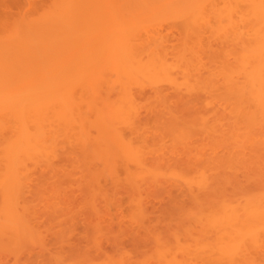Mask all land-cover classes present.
I'll use <instances>...</instances> for the list:
<instances>
[{
  "label": "bare ground",
  "instance_id": "obj_1",
  "mask_svg": "<svg viewBox=\"0 0 264 264\" xmlns=\"http://www.w3.org/2000/svg\"><path fill=\"white\" fill-rule=\"evenodd\" d=\"M4 1L0 253L43 242L40 203L54 218L68 215L72 182L81 187L93 215L100 212L98 197L108 202L111 194L104 181L128 188L127 197L132 192L142 196V186L161 182L208 206L201 207L197 219L207 238L203 233L205 239L180 242L174 249L163 245L159 264H258L264 253V0ZM9 4L28 9L19 8L20 14ZM142 102L154 115L149 127L140 118ZM240 170L255 176H249L254 178L250 185L261 183L262 190L242 195V201L218 197L224 185L239 182ZM49 184L54 186L51 193ZM120 190L115 193L122 194ZM134 198L129 200L132 220L150 222L143 220V202ZM72 213L68 216L73 220L78 215ZM93 222L88 221L94 233L86 242L89 247L92 240L99 243L103 230ZM53 227L50 232L63 241L67 230L59 233ZM94 250L100 252L96 246ZM92 253L90 260L96 257ZM72 255L76 261V253L68 259Z\"/></svg>",
  "mask_w": 264,
  "mask_h": 264
},
{
  "label": "rangeland",
  "instance_id": "obj_2",
  "mask_svg": "<svg viewBox=\"0 0 264 264\" xmlns=\"http://www.w3.org/2000/svg\"><path fill=\"white\" fill-rule=\"evenodd\" d=\"M5 1H8V3L9 2H13L12 0H5ZM4 1V2H5ZM22 1H24V0H22ZM5 3H7V2H5ZM7 3V4H8ZM16 4L18 5V3L16 2ZM10 5L11 4H9V7H10ZM12 5H13V3H12ZM11 5V7H13ZM27 4H25V6H26ZM28 6V5H27ZM27 6L26 7H21V8H24V11H26L25 9H28L27 8ZM17 6H15V8H16ZM15 8L13 7L12 9H14V10H12L13 12L15 11H19L21 8L20 7H18V8H16V10H15ZM20 8V9H19ZM2 9V8H1ZM0 9V15L1 14H3L4 13V10H1ZM11 10V9H10ZM21 12V10L19 11V13ZM21 13H24L23 12V10H22V12ZM20 13V14H21ZM16 14H18V12L16 13ZM173 38V37H172ZM174 40H176V39H174ZM173 40V41H174ZM172 40L170 41V42H173ZM175 42V41H174ZM170 49V48H169ZM169 93L170 94H173V92L172 91H169ZM147 105V103H143L142 102V104L140 105V108H141V114H140V118H141V120H143L142 122H143V124H145L147 127H149L151 124H153L154 123V115L151 113V112H149L148 111V105ZM146 112V113H145ZM147 113H148V115H147ZM145 118H146V120H145ZM151 122V123H150ZM167 144H169V142L167 143ZM71 169V168H70ZM34 172L36 173V174H38L39 176H41L42 175V173H43V171L42 172H40V171H38V170H34ZM34 173V175L36 176V174ZM37 175V176H38ZM238 176H237V178H239L238 180H239V182H237V183H234L233 184V186L231 185V184H226V186L224 185L223 187L225 188H223L222 187V189L220 190L221 192H219L217 195H218V197H220V198H224V199H228L229 201L231 200H233V201H242L243 200V198L241 199V197H242V195L245 197L246 196V194H253V193H257L258 191H260V190H262V188H263V186L261 185V183H260V186L258 185H254L253 186V184L255 183H253L252 184V186L250 185L253 181H254V178L252 179H250V177L249 176H251V177H255V176H253V175H250V173L249 172H247V171H243V170H240V171H238V174H237ZM35 177V178H39V177ZM76 176H79V174L77 173L76 174ZM52 181V180H51ZM68 181V180H67ZM34 182H36V181H34ZM53 182V181H52ZM251 182V183H250ZM68 183V182H67ZM66 183V184H67ZM104 183H105V185H104V187H106L107 188V193L109 192V193H111L110 194V196H109V194H108V202H107V200L106 199H104L102 196H99L98 197V199H97V208H98V210L100 211L99 212V214H94L93 215V213L91 212V210H89V207H87V204H86V200L84 201L83 200V198H85V195H83L82 196V193H83V191H81L80 189H81V187L79 188L78 186H77V182L75 181V182H72V184H71V189L70 188H68L69 186H66L68 189H70L69 191H68V198H69V208L71 209V211L72 212H74V210H75V212L74 213H72L71 211H69L70 213H72V214H74V216L75 215H78V216H76L75 218H73V220H72V217L71 216H68V215H64V216H62V217H59V218H54V215H52L50 212H48V210L49 209H46L45 208V205H44V202L42 201L41 203H40V214L43 216V218H42V216L40 217V219H39V224H40V221H42V224H40V225H43V226H40L39 227V229H40V231H41V233H43V234H45V235H43L42 234V241L43 242H41L40 244H28V245H25L24 247L22 246V248H19V249H5V248H2L1 249V253H0V264H50V260L52 259V258H54L56 261H55V264H63V261L65 262L64 264H74V262H75V264H110L111 262L113 263V264H125V262H126V264H128L129 263V261H130V264H139V262H140V264H151V263H153V264H159L161 261H160V258H159V252H161L160 250H162L163 249V245H166V246H170L171 248L173 247V249L174 248H176L177 246L176 245H178L180 242L181 243H183V244H193V243H195V240L194 239H196V238H198L197 240H202V238L203 239H205V238H207V236H206V234L204 233V231L202 230V228H201V226L200 225H198L199 224V222L197 221V219H198V215L200 214V212H202L203 211V209L201 208V207H207L208 206V202H203V204L201 203V202H198V201H196L195 199H193L191 196H189L188 194H186V192L183 190V189H180V188H178V187H176V186H172V185H169V184H167V183H158V184H152V186L154 185V187L156 188H151L152 186H150V185H144V186H142V189L141 190H143V191H145V193L146 194H144V192H141V195L142 196H140V193H139V195L137 196V195H135L133 192L130 194L129 193V195L131 196V197H129L130 199H127L128 197L126 196V195H128V188H126L125 186H119V188H117V187H113L114 185L111 183V182H109V181H104ZM249 183V184H248ZM69 184V183H68ZM161 184V185H160ZM237 184H239V186H240V188H242V187H244V190L243 189H239V186L237 185ZM257 184H258V182H257ZM70 185V184H69ZM113 185V186H112ZM50 186H52V184L50 185H48V187L49 188H47V190L49 189V191H50V193L51 192H53L54 191V186L53 187H50ZM147 186V187H146ZM242 186V187H241ZM256 186V187H255ZM79 189H78V188ZM151 189H154V190H151ZM167 187V188H166ZM259 187V188H258ZM112 188V189H111ZM169 188V189H168ZM246 188V189H245ZM75 189H77V190H75ZM116 189V190H115ZM118 189H121L120 191H121V193H122V190H123V193H124V195H123V193L122 194H116L117 192V190ZM149 189V191H147ZM166 189V190H165ZM228 189V190H227ZM112 190V191H111ZM124 190H125V192L127 193H125L124 192ZM140 190V191H141ZM172 190V191H171ZM226 190V191H225ZM242 190V191H241ZM247 190V191H246ZM72 191H77V192H75V193H72ZM79 191H80V194H79ZM152 191H153V193H152ZM174 191V192H173ZM240 191V192H239ZM246 191V192H245ZM112 192H116L115 193V197H114V194L112 193ZM151 192V193H150ZM177 192H178V194H180V196H182V197H180L179 198V195L177 194ZM229 192V193H228ZM49 192H48V194L47 195H49L50 194ZM76 193H77V195H76ZM150 193V194H149ZM227 193V195H225ZM79 194V195H78ZM175 194H176V196H175ZM222 194H224V195H222ZM228 194L229 195H231V196H229V198H228ZM75 195V196H74ZM112 195V196H111ZM118 195V196H117ZM120 195H121V197H120ZM124 197H123V196ZM149 196V197H147V196ZM186 195H188L187 196V198L185 197ZM239 195V196H238ZM50 196H51V194H50ZM50 196H49V198H50ZM77 196V197H76ZM140 196V197H139ZM169 196H171V197H169ZM117 197H119L118 199H119V201L121 202V204L118 202V200H117ZM135 197V198H134ZM190 197H191V199H190ZM51 198H52V196H51ZM113 198H114V200H113ZM116 198V199H115ZM132 198V199H131ZM133 198L134 199H138V201L139 200H141L142 202H143V204H142V206H143V209H144V213H145V216H144V218H143V220L145 221V219L146 220H148L149 221V219L151 220L150 222H143V223H137V222H135V221H133L132 220V218H131V216H130V213L131 212H129V211H131L132 210V208H133ZM183 198V199H182ZM53 199V198H52ZM80 201H79V200ZM123 199V200H122ZM178 199H180V200H178ZM185 199V200H184ZM239 199V200H238ZM82 200H83V202L84 203H82ZM106 200V201H105ZM122 200V201H121ZM129 200H131V201H129ZM171 200H173V201H171ZM176 200H178V201H176ZM182 200V202H180ZM191 200V201H190ZM71 201V202H70ZM79 201V202H78ZM77 202V203H76ZM81 202V203H80ZM100 202V203H99ZM110 202H111V205H110ZM117 202V203H116ZM131 202V203H130ZM141 202V203H142ZM146 202H147V204H146ZM72 203V204H71ZM76 203V204H75ZM102 203V204H101ZM104 203V204H103ZM130 203V205H128ZM178 203H183L182 205H180V207H179V205H178ZM199 203V204H198ZM81 204V205H80ZM98 204H100V205H98ZM151 204H152V206H151ZM189 204H191L192 206H190ZM105 205V206H104ZM117 205H119V207H117ZM184 205V206H183ZM71 206V207H70ZM75 206H77V207H75ZM124 206V208L125 209H123L122 207ZM146 206H147V208H146ZM149 206V207H148ZM151 206V207H150ZM184 208H183V207ZM187 206H189V207H187ZM183 209H182V208ZM187 209H186V208ZM191 207H192V209H191ZM195 207V208H194ZM203 207V208H204ZM80 208V209H79ZM101 208H104V209H102V212H101ZM109 208V209H108ZM120 208V209H119ZM129 208H130V210H129ZM180 208V209H179ZM191 209V211L190 210H188V209ZM74 209V210H73ZM78 211H77V210ZM87 209L90 211H87ZM107 209V210H106ZM153 209V210H152ZM194 209H196V210H194ZM47 210V211H46ZM123 210V211H122ZM126 210V212H127V214H126V212L124 213V211ZM181 210V211H180ZM182 210H185V212L184 211H182ZM193 210V211H192ZM85 211H87V212H85ZM104 211L106 212V211H108L107 213L108 214H106V213H104ZM113 211V212H112ZM120 211H122V212H120ZM199 211V212H198ZM76 212H77V214H76ZM78 212H80L79 214H78ZM85 212V213H84ZM100 213H104V216H102V215H100ZM121 213H122V216H119V215H121ZM124 213V214H123ZM193 213V214H192ZM45 214V215H44ZM109 214H111V216L109 215ZM115 214V215H114ZM119 214V215H118ZM47 215V216H46ZM86 215H87V217H90L91 218V221L93 222V223H100V226L103 228V233H102V231L99 233V239H98V241H99V243H95V241L94 240H92V243L90 244V247L88 246V244L86 243L87 241L89 242V240L88 239H93L92 238V236L94 235V233H93V228H90V227H92V226H88L89 225V223H88V221L90 220V218L87 220L86 219ZM89 215V216H88ZM96 215V216H95ZM112 215H114V216H112ZM120 217V219H119V217ZM126 216V215H128V218H126V217H124V216ZM167 215V216H166ZM176 215V216H175ZM51 216H52V218H51ZM65 216H67L68 218H66ZM99 216V218H97ZM102 216V217H101ZM167 218H166V217ZM171 216V217H170ZM173 216H175V217H173ZM185 216H187V218L185 217ZM48 217V219H46V218ZM65 217V218H64ZM77 217H79V218H81V219H83V220H79ZM100 217H101V219H100ZM105 217V218H104ZM113 217V218H112ZM51 218V219H50ZM122 218V219H121ZM58 219V220H57ZM93 219V220H92ZM98 219V220H97ZM99 219H100V221L103 223V222H105L106 221V223H103V224H107V225H103L101 222H99ZM111 219V220H110ZM124 219V220H123ZM191 219V221H189ZM69 220H72V221H70L69 222ZM86 220H87V223H86ZM105 220V221H104ZM114 220V221H113ZM121 220V221H120ZM47 221V222H46ZM112 221V222H111ZM116 221V222H115ZM117 221H119V222H117ZM124 221V222H123ZM132 222V223H129V222ZM193 221H194V225H192L193 224ZM45 222H46V225H45ZM78 222H82V224H79ZM109 222H111L112 223V225H111V223H109ZM124 224H123V223ZM156 222V223H155ZM53 223H54V225H53ZM57 223V224H56ZM86 223V224H85ZM116 223L118 224V226H120L119 228L121 229L122 228V230L124 231V233H122V232H120V231H122V230H119L118 229V226L116 225ZM130 225H128V224ZM133 223H134V225H133ZM146 223H148V225H146ZM149 223H151V225L152 226H150L149 225ZM182 223V224H181ZM64 224H66V225H64ZM70 224V225H69ZM73 224V225H72ZM92 224V223H91ZM90 224V225H91ZM110 226H109V225ZM120 224V225H119ZM127 224V225H126ZM62 225L64 226V228L62 227ZM123 225H125V226H123ZM185 225V226H184ZM186 225H187V227H186ZM192 225V226H191ZM197 225H198V227H197ZM45 226H47V227H45ZM52 226H54L53 227V230L55 229V227H57L56 229H55V232H57V229H58V232L61 230V229H65V230H67L66 232H64V240L63 241H58V238H57V236H55V235H59V234H57V233H55L54 234V232L53 233H51L52 232ZM67 228H66V227ZM106 226V227H105ZM124 228H123V227ZM135 226V227H134ZM158 227V228H156V227ZM177 226V228H175ZM182 226V227H181ZM196 227V228H194L193 229V227ZM69 227V228H68ZM83 227V228H82ZM117 227V230H118V232H117V230L115 229V228ZM130 229H129V228ZM132 227V228H131ZM134 227V228H133ZM151 227V228H150ZM181 227V228H180ZM45 228H49V229H45ZM75 228H79V229H77V230H81V232H79V231H77L76 232V229ZM113 228V229H112ZM190 228V229H189ZM85 229H87L88 231H89V233L91 234H89V233H87L88 231L86 230L85 231ZM108 229V230H107ZM111 229V230H110ZM143 230L144 231V233L146 232L147 233V236L148 235H151L150 237H147L146 236V233H145V236H144V234H143V231H140V230ZM152 230V232H150L151 230ZM156 230L155 232H157V234L156 233H153L154 232V230ZM159 229V230H158ZM48 230V231H47ZM72 230V231H71ZM83 230L86 232V233H82L83 232ZM110 230V231H109ZM115 232H114V231ZM129 232H128V231ZM178 230H179V233H178ZM47 233H46V232ZM51 231V232H50ZM196 231V232H195ZM45 232V233H44ZM74 232V233H73ZM79 232V233H78ZM110 232H112V233H110ZM131 232H134V233H132V235L133 234H135V235H131ZM181 232V233H180ZM184 232L187 234V236L189 237H191L192 239H193V241L194 242H191V238L189 237V239L187 238V236L185 237V235H184ZM198 232V233H197ZM200 232V233H199ZM60 233V232H59ZM72 233V234H71ZM114 233V234H113ZM115 233H117V234H119V236H120V234L122 233L123 235H121L120 237H122L121 239H120V237L118 238L117 237V235H116V237L114 236L115 235ZM149 233H151V234H149ZM154 235H153V234ZM159 233V234H158ZM178 235H176V234ZM194 233V234H193ZM203 233H204V235L206 236L205 238H204V236H202L203 235ZM51 236H50V235ZM70 234L72 235V237H69L70 236ZM125 234V235H124ZM182 235V238H181V235ZM50 237H49V236ZM53 235V236H52ZM107 235V236H106ZM152 235H153V237H152ZM157 235V236H156ZM167 235V236H166ZM177 237H176V236ZM180 235V236H179ZM196 235V236H195ZM48 236V237H47ZM66 236H68L67 238H66ZM136 236V237H135ZM143 236V237H142ZM46 237V238H45ZM51 237L52 238H54V242H55V240H56V248H55V244H54V242H53V244L51 243L53 240H51V242H49V243H47V241H49L50 239H51ZM76 237V238H75ZM105 237V238H104ZM135 237V238H134ZM144 237H146V238H144ZM151 237H152V240H151ZM159 238V239H157V238ZM167 237H169L168 239H166ZM184 237L186 238V239H184ZM74 238V239H73ZM145 240H144V239ZM163 238H165V239H163ZM172 239L171 241L169 240V239ZM179 238V239H178ZM49 239V240H48ZM74 241L73 242V244H71L70 242H72V240ZM107 240V241H105V240ZM124 239H126V240H124ZM157 239V240H156ZM163 239V240H162ZM187 239L189 240V241H187ZM86 240V241H85ZM147 240L149 241L148 243H147ZM158 240H160V241H158ZM185 242H184V241ZM209 240V239H208ZM46 241V242H45ZM68 241V242H67ZM111 241V244L109 243ZM158 241V242H157ZM45 242V243H44ZM57 242H58V244H57ZM91 242V241H90ZM113 242H114V245H113ZM116 242H117V246L115 247V244H116ZM160 242V243H159ZM162 242H164V244L162 243ZM190 242V243H189ZM44 243V244H43ZM71 244V246H70V244ZM75 243H76V245H75ZM93 243H94V245H93ZM126 243V244H125ZM156 243H157V245H156ZM60 244V245H59ZM158 244L160 245V246H158ZM43 245V246H42ZM48 245H50V247L48 246ZM54 247H53V246ZM67 245H69L70 247H68ZM93 247H92V246ZM60 246H61V248H60ZM72 246H75L74 248H72ZM94 246H96V248L97 249H99L98 251H100L99 253H97V251H95L94 250ZM126 246V247H125ZM168 246V247H169ZM47 247V248H46ZM52 247V249H50ZM105 247V248H104ZM124 247V248H123ZM77 249V250H73V249ZM160 248V249H159ZM61 249H62V251H61ZM90 249H92V250H90ZM126 249V250H125ZM17 250V251H16ZM18 250H19V252H18ZM27 250V251H26ZM57 250H59V252L61 251V254H59V253H56V254H58L57 256L58 257H56V255L54 256V252H57ZM69 250V251H68ZM122 250V251H121ZM152 250H153V252H152ZM22 251H23V253H22ZM65 254H64V253ZM91 252H93L92 253V256H94V254L96 255V261L95 260H93V259H95V258H93L92 257V260H90L91 259V255H90V253ZM118 252H120V255H119V253ZM122 252V253H121ZM17 253H19V255L17 254ZM70 253V255H71V253L73 254H75L76 253V255H78V258H77V256H76V258H75V260L76 261H74V256L75 255H72L71 256V258H72V260H70V259H68V257L70 256V255H68ZM100 253H104V254H106V256L104 255L103 257L101 256V254ZM17 254V255H16ZM99 254H100V256H101V261L99 262ZM111 254V255H110ZM129 254V256H127L126 257V255H128ZM51 255H52V257H51ZM79 255H80V258H79ZM150 255V256H149ZM152 255V256H151ZM156 255H158V256H156ZM67 257V261L65 260L66 259V257ZM107 256H108V259H107ZM114 256H116V257H114ZM120 256V257H119ZM122 256H123V258H122ZM133 256V257H132ZM178 256H182V254L181 253H178ZM105 257H106V260H104L105 259ZM112 257V258H111ZM51 258V259H50ZM63 258H64V260H63ZM88 258H89V260H88ZM104 258V259H103ZM149 259V260H148ZM57 260H58V262H57ZM60 260H62V262L60 261ZM69 260H70V262L71 263H69ZM115 260H118L119 261V263H117L118 261H115ZM128 260V261H127ZM147 260V261H146ZM258 260V259H257ZM79 261V262H78ZM124 263H123V262ZM201 262H199L198 260H195L194 262H195V264L196 263H202V264H204V262H202V260H200ZM53 261L51 260V264H53L52 263ZM61 262V263H60ZM76 262H78V263H76ZM261 262H262V264H264V253H260V257H259V262H258V264L260 263L261 264ZM111 263V264H112Z\"/></svg>",
  "mask_w": 264,
  "mask_h": 264
}]
</instances>
